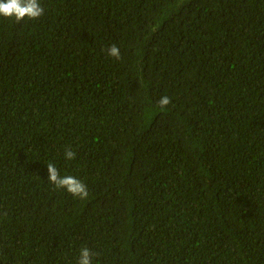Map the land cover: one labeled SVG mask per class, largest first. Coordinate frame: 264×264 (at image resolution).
I'll use <instances>...</instances> for the list:
<instances>
[{
    "label": "trees",
    "instance_id": "1",
    "mask_svg": "<svg viewBox=\"0 0 264 264\" xmlns=\"http://www.w3.org/2000/svg\"><path fill=\"white\" fill-rule=\"evenodd\" d=\"M39 2L0 17V264H264V0Z\"/></svg>",
    "mask_w": 264,
    "mask_h": 264
},
{
    "label": "clouds",
    "instance_id": "2",
    "mask_svg": "<svg viewBox=\"0 0 264 264\" xmlns=\"http://www.w3.org/2000/svg\"><path fill=\"white\" fill-rule=\"evenodd\" d=\"M44 9L39 0H0V17L12 19L17 23L25 18L35 20L43 15ZM107 55L113 58H120V49L115 45H111L107 50ZM170 98L162 96L158 105L165 108L170 103ZM65 159L71 161L75 158V152L71 149H65ZM47 181L54 185L57 189H63L73 197L86 199L89 195L86 185L73 175H61L57 167L47 164ZM93 253L88 247H83L79 251L76 264H93Z\"/></svg>",
    "mask_w": 264,
    "mask_h": 264
}]
</instances>
